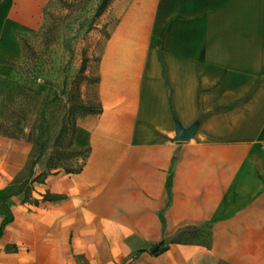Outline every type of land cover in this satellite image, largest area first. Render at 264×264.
Returning a JSON list of instances; mask_svg holds the SVG:
<instances>
[{
  "label": "crops",
  "instance_id": "1",
  "mask_svg": "<svg viewBox=\"0 0 264 264\" xmlns=\"http://www.w3.org/2000/svg\"><path fill=\"white\" fill-rule=\"evenodd\" d=\"M49 1L0 3V76ZM106 14L102 112L79 121L88 156L78 172L35 165L28 197L40 203L27 200V223L17 205L10 235L39 256L90 264H264V0H115ZM179 125L196 127L190 140L178 139ZM32 152L0 134V198L10 204ZM207 225L210 249L172 243L150 253Z\"/></svg>",
  "mask_w": 264,
  "mask_h": 264
},
{
  "label": "rangeland",
  "instance_id": "2",
  "mask_svg": "<svg viewBox=\"0 0 264 264\" xmlns=\"http://www.w3.org/2000/svg\"><path fill=\"white\" fill-rule=\"evenodd\" d=\"M100 2L51 0L44 10V33L22 32L21 38L18 36L21 54L9 62L11 74L0 76V134L33 144V152L30 165L12 181L19 203L0 198V224L10 214L16 219L19 205H23L19 219L27 223V200L39 205L28 196L31 165L40 156L41 145L45 151L37 163L46 164L47 171L75 170L83 164L87 148L79 145V121L86 114L80 106H98L96 64L114 22L106 11L98 15ZM83 64L85 71L81 72ZM11 227H6L5 237L0 239V264L91 263L84 255L39 256L38 251L24 245L17 231L10 235ZM26 234H34L32 225ZM74 243L71 241L72 252Z\"/></svg>",
  "mask_w": 264,
  "mask_h": 264
},
{
  "label": "trees",
  "instance_id": "3",
  "mask_svg": "<svg viewBox=\"0 0 264 264\" xmlns=\"http://www.w3.org/2000/svg\"><path fill=\"white\" fill-rule=\"evenodd\" d=\"M2 1L3 0H0V3ZM114 1L115 0H101L100 4L98 6V9H97L98 15H102L105 11H107V9L111 6V4ZM50 4H51V0L44 7V10L45 9L47 10V8L49 7ZM44 29H45V25L40 28L39 32L41 34H43L44 33ZM22 34L23 33L20 32V33H18V36L21 38ZM108 36H109V32H108L107 37ZM8 64H9V62H8ZM84 71H85V64H83V66L81 68V72H84ZM97 82H98V79H97ZM80 107H81V112L83 114H86V115H88V114H97V113H101L102 112V106H101L99 100H98V106L97 107H95L94 105H91V104L82 105ZM175 119L177 120V116H175ZM44 151H45V148H44L43 145H41V150H40L41 154H40V156L44 153ZM89 151H90V149L87 148L86 149V153H85V157H84V160H83V164H84V162H85V160H86V158L88 156ZM39 157L36 158L34 160V162L32 163V167H31L32 172L34 170L35 165L37 164V162L39 160ZM83 164L78 169L68 170V172H78V171H80L82 169V167H83ZM46 174L47 173H45V172L40 174L39 176H37L35 178V180H43V178L46 176ZM167 187H168V189H170V187H171V181L170 180L168 181ZM45 198H50V196L46 195ZM13 221H14V216L12 214H10L9 216H6L2 220V222L0 224V239L3 237L6 227ZM172 243L200 244V245H203V246L207 247L208 249H210L212 247V245H213V232H212L211 228L208 225L205 226L204 228L181 230L171 240H169V241L163 240L160 243H158L160 245V248L156 252L150 251V253L152 255H158V254L162 253L163 251H165L166 249H168L169 245L172 244ZM143 251H145V250H141L140 252H143Z\"/></svg>",
  "mask_w": 264,
  "mask_h": 264
},
{
  "label": "water",
  "instance_id": "4",
  "mask_svg": "<svg viewBox=\"0 0 264 264\" xmlns=\"http://www.w3.org/2000/svg\"><path fill=\"white\" fill-rule=\"evenodd\" d=\"M195 131H196V127L195 126L185 130L179 125L177 127V137H178L179 140H182V141L190 140L193 137ZM159 248H160V245L157 244L156 246H154L151 249V251L152 252H156Z\"/></svg>",
  "mask_w": 264,
  "mask_h": 264
},
{
  "label": "built area",
  "instance_id": "5",
  "mask_svg": "<svg viewBox=\"0 0 264 264\" xmlns=\"http://www.w3.org/2000/svg\"><path fill=\"white\" fill-rule=\"evenodd\" d=\"M264 141V140H263Z\"/></svg>",
  "mask_w": 264,
  "mask_h": 264
}]
</instances>
